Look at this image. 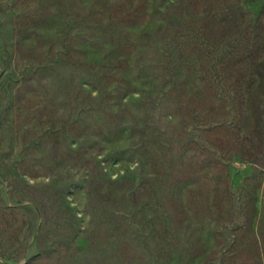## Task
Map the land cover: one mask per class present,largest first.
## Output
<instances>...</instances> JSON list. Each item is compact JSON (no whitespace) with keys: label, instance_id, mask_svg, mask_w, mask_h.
I'll return each instance as SVG.
<instances>
[{"label":"rangeland","instance_id":"rangeland-1","mask_svg":"<svg viewBox=\"0 0 264 264\" xmlns=\"http://www.w3.org/2000/svg\"><path fill=\"white\" fill-rule=\"evenodd\" d=\"M0 264H264V0H0Z\"/></svg>","mask_w":264,"mask_h":264}]
</instances>
